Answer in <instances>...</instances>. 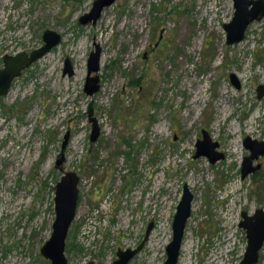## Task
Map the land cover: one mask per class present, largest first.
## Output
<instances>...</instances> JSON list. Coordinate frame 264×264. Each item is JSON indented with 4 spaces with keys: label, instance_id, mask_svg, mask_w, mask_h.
Listing matches in <instances>:
<instances>
[{
    "label": "rangeland",
    "instance_id": "1",
    "mask_svg": "<svg viewBox=\"0 0 264 264\" xmlns=\"http://www.w3.org/2000/svg\"><path fill=\"white\" fill-rule=\"evenodd\" d=\"M93 1L0 0V67L4 54L42 45L45 29L61 35L0 96V264H51L41 249L53 232L55 184L69 170L80 181L68 264H112L118 249L140 245L128 264H164L184 185L192 201L182 243L194 234L193 262L238 264L241 212L264 208V156L260 174L240 171L245 136L264 140V96L256 95L264 17L228 45L222 25L232 0H115L95 23L81 24ZM96 45L100 87L88 95ZM89 113L100 126L95 142ZM203 130L223 154L214 163L194 157ZM256 264H264V246Z\"/></svg>",
    "mask_w": 264,
    "mask_h": 264
},
{
    "label": "water",
    "instance_id": "2",
    "mask_svg": "<svg viewBox=\"0 0 264 264\" xmlns=\"http://www.w3.org/2000/svg\"><path fill=\"white\" fill-rule=\"evenodd\" d=\"M115 0H94L88 12L79 17L81 24L87 22L95 23L100 17L104 7L111 5ZM233 15L231 19L223 23L225 31V41L228 45H233L244 39L248 25L254 20L264 17V0H232ZM61 39V35L52 30L45 29L42 34L43 43L30 52H17L5 54L3 56L2 67L0 68V95H6L15 78L21 75L22 70L43 57ZM99 45L90 51L87 60V76L84 84V91L88 95H93L98 91L99 76L97 72L100 68ZM73 68L69 59H65L63 74L71 75ZM232 84L239 87V81L234 73L229 74ZM257 98L264 96V80L256 86ZM91 123L89 139L95 142L100 135V126L95 117L88 114ZM68 133L64 135L60 153L55 160V166L62 170L65 161V147L68 143ZM243 146L249 150V155L245 156L241 165V176L254 172L260 164L253 165L254 159L264 154V141L245 136L242 141ZM218 145L216 141H211L207 132L202 131V139L196 141L194 157L206 156L211 163L223 157V154L214 148ZM80 178L77 172L64 171L55 184L54 190V220L52 223V235L41 249L43 257L51 264H68L66 257V245L69 235V227L75 217L77 200L79 196ZM192 194L188 187L184 185L181 198L176 206V211L172 221V239L166 247V260L164 264H176L182 245L185 223L190 215ZM239 227L245 232L246 248L242 259L238 264H256L259 260V253L264 245V208H256L253 213L241 212ZM152 228V223L147 226L145 240L148 238ZM141 245L134 250H120L116 252V260L112 264H128L132 257L138 252Z\"/></svg>",
    "mask_w": 264,
    "mask_h": 264
},
{
    "label": "bare ground",
    "instance_id": "3",
    "mask_svg": "<svg viewBox=\"0 0 264 264\" xmlns=\"http://www.w3.org/2000/svg\"><path fill=\"white\" fill-rule=\"evenodd\" d=\"M8 0H4V2L6 3ZM223 90L225 89V88H222ZM222 90V91H223ZM225 91V90H224ZM252 119H253V117H252ZM218 123V122H217ZM253 123V121L252 120H250L249 121V130L248 131H251V128H252V126H251V124ZM218 125V124H217ZM253 130V129H252ZM22 135V134H21ZM237 151V150H236ZM191 182H192V179H191ZM198 208H196V210H197ZM198 211V210H197ZM193 237H194V234L193 233H191L190 235H189V239H187V240H185V242L184 243H182L183 245H181V248H182V251H184L186 254H185V257L183 258L182 257V260H181V262L183 263V264H195V262H193V259H194V252L192 251L193 249H194V239H193ZM215 255V254H214ZM220 255V254H219ZM212 257H215V258H213V259H215V260H218V258L216 257V255L215 256H212ZM212 257H211V259H212ZM197 258V257H196ZM220 259V258H219ZM222 259L218 262V264H222Z\"/></svg>",
    "mask_w": 264,
    "mask_h": 264
},
{
    "label": "flooded vegetation",
    "instance_id": "4",
    "mask_svg": "<svg viewBox=\"0 0 264 264\" xmlns=\"http://www.w3.org/2000/svg\"><path fill=\"white\" fill-rule=\"evenodd\" d=\"M61 40V39H60ZM5 55V54H4ZM3 55V56H4ZM2 63H3V58H2ZM2 67V66H1ZM0 67V68H1ZM26 69V68H25ZM24 69V70H25ZM24 70H22V72L24 71ZM22 72H21V74H22ZM230 79V78H229ZM14 81V80H13ZM236 87V86H235ZM238 88V87H237ZM0 96H3V95H0ZM258 140V139H257ZM264 141V140H263ZM249 155V154H248ZM247 156V155H246ZM262 156H264V154L262 155ZM262 156H259L257 159H254L253 160V162H252V164L253 165H256V164H260V167L258 168V169H256L254 172H251V173H255V172H258L259 170H260V168H261V162L259 161V158H261ZM250 174V173H249ZM248 175V174H247ZM262 208V207H261ZM249 213V212H248ZM253 213V212H252ZM151 232V231H150ZM146 234V233H145ZM150 234V233H149ZM264 246V245H263ZM212 253L214 254L215 252L214 251H212ZM133 258V257H132Z\"/></svg>",
    "mask_w": 264,
    "mask_h": 264
},
{
    "label": "trees",
    "instance_id": "5",
    "mask_svg": "<svg viewBox=\"0 0 264 264\" xmlns=\"http://www.w3.org/2000/svg\"><path fill=\"white\" fill-rule=\"evenodd\" d=\"M257 174H260V172H257Z\"/></svg>",
    "mask_w": 264,
    "mask_h": 264
}]
</instances>
